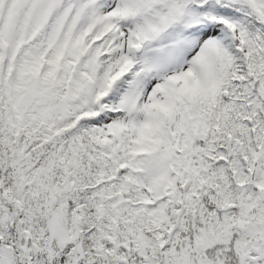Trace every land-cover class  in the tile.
<instances>
[{"label":"snow or ice","instance_id":"snow-or-ice-1","mask_svg":"<svg viewBox=\"0 0 264 264\" xmlns=\"http://www.w3.org/2000/svg\"><path fill=\"white\" fill-rule=\"evenodd\" d=\"M0 264H264V0H0Z\"/></svg>","mask_w":264,"mask_h":264}]
</instances>
